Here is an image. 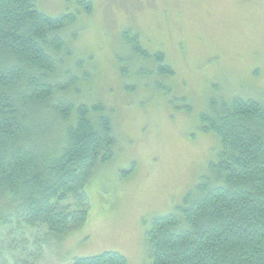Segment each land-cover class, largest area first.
Returning <instances> with one entry per match:
<instances>
[{"label":"trees","instance_id":"1","mask_svg":"<svg viewBox=\"0 0 264 264\" xmlns=\"http://www.w3.org/2000/svg\"><path fill=\"white\" fill-rule=\"evenodd\" d=\"M76 1L92 11L91 1ZM37 6L0 0V264L58 263L61 239L88 217L92 171L117 149L114 109L74 92L80 87L71 55L80 31L70 28L80 11L51 16ZM139 36L122 35L145 64L132 70L129 54L122 75L172 77L165 54L142 48ZM158 77L153 88L171 93ZM198 129L217 137V156L180 203L151 217L148 262L264 264V100L213 96ZM65 261L128 264L114 250Z\"/></svg>","mask_w":264,"mask_h":264},{"label":"rangeland","instance_id":"2","mask_svg":"<svg viewBox=\"0 0 264 264\" xmlns=\"http://www.w3.org/2000/svg\"><path fill=\"white\" fill-rule=\"evenodd\" d=\"M89 1L86 13L76 0H37L51 16L80 11L70 28L80 31L71 55L80 87L74 92L113 108L118 132L114 156L86 183L88 217L61 239L58 263L114 250L128 264H150L145 231L151 217L180 203L217 156L218 139L198 129L199 113L219 94L264 100V0ZM136 32L142 48L162 51L174 69L168 79L154 75L169 81L171 93L154 89L155 77L147 74L122 75L123 59L132 53L122 35ZM130 56L132 70L145 64Z\"/></svg>","mask_w":264,"mask_h":264}]
</instances>
